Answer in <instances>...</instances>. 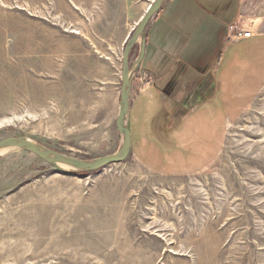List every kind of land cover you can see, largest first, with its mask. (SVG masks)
I'll use <instances>...</instances> for the list:
<instances>
[{"label": "rangeland", "instance_id": "obj_1", "mask_svg": "<svg viewBox=\"0 0 264 264\" xmlns=\"http://www.w3.org/2000/svg\"><path fill=\"white\" fill-rule=\"evenodd\" d=\"M193 1L165 0L145 27L131 101L152 85L170 106L165 74L187 71L169 89L185 96L199 85L193 72L213 68ZM243 1L264 19L259 0ZM150 2L0 0V142L27 138L82 161L114 155L123 49ZM139 52L140 41L130 67ZM139 110L126 121L131 150ZM221 150L202 171L173 178L132 153L85 173L17 148L1 153L0 264H264V86Z\"/></svg>", "mask_w": 264, "mask_h": 264}, {"label": "crops", "instance_id": "obj_2", "mask_svg": "<svg viewBox=\"0 0 264 264\" xmlns=\"http://www.w3.org/2000/svg\"><path fill=\"white\" fill-rule=\"evenodd\" d=\"M195 1L191 15L205 24L199 25L200 32L205 46L214 53L210 60L215 62L213 68L200 70V73L194 71L196 77L201 78L199 85L189 86L185 96L169 89L178 83L176 80L183 79L187 71L165 74L167 82L163 93L168 103L172 102L170 106L160 98L155 99L156 93L150 84L147 90L137 91L132 101V84L129 93L127 121L133 108L141 111L135 122V144L130 152L151 174L163 177L188 176L214 162L222 151L229 125L242 115L264 86V19L252 16L249 5L243 0H219L220 3L212 5ZM259 2L264 6V0ZM230 26L251 31L252 37L230 42ZM169 28L178 29L174 23ZM197 28L198 25L194 32ZM184 39L178 37L177 41ZM203 65L208 67L207 63ZM157 99L159 110L155 114ZM236 106L241 107L238 112H235Z\"/></svg>", "mask_w": 264, "mask_h": 264}, {"label": "water", "instance_id": "obj_3", "mask_svg": "<svg viewBox=\"0 0 264 264\" xmlns=\"http://www.w3.org/2000/svg\"><path fill=\"white\" fill-rule=\"evenodd\" d=\"M165 0H153L148 4L144 14L139 18V22L134 26L128 36L123 55H122V69H121V87H120V101H119V112L115 120L117 132L121 138V145L114 155H108L99 157L93 161H82L74 157H69L58 152L46 149L44 147H39L33 141L29 139L21 138H11L0 142V150L4 148H17L24 151H28L33 155H36L39 159H42L48 163L53 169L58 171H64L61 169L60 165L66 166L68 169L80 171V172H96L103 169L106 166L113 165L114 163L124 162L130 155L131 150V138L130 132L127 127V117L129 112V99L130 90L132 83L133 72L136 71L145 56V46L146 40L143 31L147 24L150 22L151 18L157 11L162 7V3ZM140 41V52L138 59L136 60L135 66L132 68L129 64V54L132 47Z\"/></svg>", "mask_w": 264, "mask_h": 264}, {"label": "built area", "instance_id": "obj_4", "mask_svg": "<svg viewBox=\"0 0 264 264\" xmlns=\"http://www.w3.org/2000/svg\"><path fill=\"white\" fill-rule=\"evenodd\" d=\"M228 32H229L228 40L230 42L241 41L243 39L252 37L251 31H244V30L242 31V30L236 29L234 26L232 27L230 26L228 28Z\"/></svg>", "mask_w": 264, "mask_h": 264}, {"label": "bare ground", "instance_id": "obj_5", "mask_svg": "<svg viewBox=\"0 0 264 264\" xmlns=\"http://www.w3.org/2000/svg\"><path fill=\"white\" fill-rule=\"evenodd\" d=\"M153 1V0H152ZM151 3V2H150ZM12 149H14V147H11ZM11 148H4V149H1L0 150V154L1 153H5V152H7V151H9V150H11ZM60 167H61V169H64V170H70V169H68L66 166H64V165H60Z\"/></svg>", "mask_w": 264, "mask_h": 264}]
</instances>
